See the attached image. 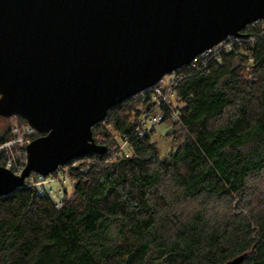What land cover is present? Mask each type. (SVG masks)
<instances>
[{
	"label": "trees",
	"instance_id": "16d2710c",
	"mask_svg": "<svg viewBox=\"0 0 264 264\" xmlns=\"http://www.w3.org/2000/svg\"><path fill=\"white\" fill-rule=\"evenodd\" d=\"M260 26H245L252 40L176 70L172 104L160 106L166 152L154 123L136 131L152 105L144 90L92 127L106 150L70 171L59 208L29 185L33 174L0 196V264H264ZM13 138L6 130L0 144ZM123 140L127 156L115 151ZM8 155L0 150V165Z\"/></svg>",
	"mask_w": 264,
	"mask_h": 264
},
{
	"label": "water",
	"instance_id": "95a60500",
	"mask_svg": "<svg viewBox=\"0 0 264 264\" xmlns=\"http://www.w3.org/2000/svg\"><path fill=\"white\" fill-rule=\"evenodd\" d=\"M263 18L264 0H0V116L38 133L0 196L105 152L92 127L111 107Z\"/></svg>",
	"mask_w": 264,
	"mask_h": 264
},
{
	"label": "built area",
	"instance_id": "2783aa9c",
	"mask_svg": "<svg viewBox=\"0 0 264 264\" xmlns=\"http://www.w3.org/2000/svg\"><path fill=\"white\" fill-rule=\"evenodd\" d=\"M260 24L262 28H264V18L259 19L251 25ZM250 40L253 39L251 36H247ZM246 37V38H247ZM231 39V41H229ZM243 39V38H242ZM241 38H232L228 37L221 42H219L217 45L213 46L210 49H207L203 53L197 55L194 57L189 64L186 66L195 67L196 64L201 60H206L209 56L216 57L221 51H229L234 48L233 44L239 43ZM233 46V47H232ZM170 75L163 76L157 83H155L153 86L145 89L148 91H151V102L152 105L147 108L144 112V116L139 120L138 126L136 127V131L141 134L142 133V126H144L146 123H159L164 119V112L161 110L160 106L162 103H168V101L172 104V99L175 97V87L176 84L181 76H183V71L176 72L172 77H169ZM141 98L144 96V90L143 92L138 93ZM135 96V95H134ZM133 96V97H134ZM138 110H142V106L138 105L136 107ZM172 108V106L170 107ZM172 115L174 117H177V112L175 110H172ZM14 118H17V116H12ZM106 128H110L109 125L106 126ZM11 133L14 135L13 139H10L6 142H3L0 144V150L6 149L8 150V158L6 161L5 167L11 169L15 173H19L24 165L25 161V145L28 143L34 136H36L37 132L29 126L26 122H13L10 127ZM115 151L117 154H120L121 152L124 154V156H127L129 154L127 150V141L123 140L121 141V144L115 148ZM92 158L91 157H78L74 160L69 161L68 163L58 166L57 169H55L52 173L43 176L39 174H33L31 178H29V185L37 186L38 191L41 196H50L55 203V206L59 208L62 205L63 201V195L64 190L68 188L67 184V177L71 170H74L79 162H88ZM21 163L23 165H21ZM13 168L15 170H13ZM82 170L85 169L81 168ZM57 183V189L54 191V189L51 187V184Z\"/></svg>",
	"mask_w": 264,
	"mask_h": 264
},
{
	"label": "rangeland",
	"instance_id": "374dc122",
	"mask_svg": "<svg viewBox=\"0 0 264 264\" xmlns=\"http://www.w3.org/2000/svg\"><path fill=\"white\" fill-rule=\"evenodd\" d=\"M175 72L169 74L170 76L169 77H172L174 75ZM15 121H19V118H14V117H1L0 116V135L3 134L6 130H8V132L12 135L11 131H10V127L12 125L13 122ZM167 125H169V121H163V122H160V123H156L154 126H155V129L157 131V134L154 137V139L157 141V143L160 145L161 149L163 152H166L169 148V139H164L161 137V134L165 131ZM67 186H68V192L71 191V186L69 185L70 182V179L67 177ZM51 187L54 189V191L57 189V183H53L51 184Z\"/></svg>",
	"mask_w": 264,
	"mask_h": 264
}]
</instances>
